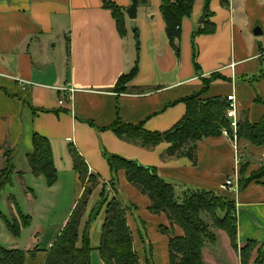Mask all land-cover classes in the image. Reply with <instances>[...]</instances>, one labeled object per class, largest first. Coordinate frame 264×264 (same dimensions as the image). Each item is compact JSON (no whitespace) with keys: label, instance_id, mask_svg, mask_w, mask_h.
Segmentation results:
<instances>
[{"label":"crops","instance_id":"obj_1","mask_svg":"<svg viewBox=\"0 0 264 264\" xmlns=\"http://www.w3.org/2000/svg\"><path fill=\"white\" fill-rule=\"evenodd\" d=\"M111 1L125 9L132 4L131 0ZM194 1L191 15L181 25L177 55L168 38L161 0L139 4L138 19H128L129 34L124 38L102 0H0V172L10 157L18 180L17 175L34 177L28 156L34 151L36 134L50 142L58 172L64 162L75 170L70 152L73 147L89 175L101 184L88 204L90 208L101 196L103 185L112 187L105 153L138 160L157 168L177 195L204 190L235 200L239 248L254 241L264 244V185L253 182L240 190L238 182V191L223 188L227 179H234L236 166L235 148L228 137L222 134L199 141L195 165L189 158L168 157V143L149 150L120 140L108 129L121 120L127 125L143 124L149 132L170 130L186 114L187 105L181 100L200 92L203 81L215 75L225 79L212 82L205 99L235 95L241 122L256 124L264 119V0H211L208 10L206 0ZM203 9L207 24L201 25ZM258 28L263 34L256 37ZM136 67L138 75L129 92L117 94L119 78ZM65 87L76 91L75 98L72 104L60 106L64 92L59 90ZM241 142V163L249 164L250 174L264 164V145ZM118 175L119 191H113L112 197L120 198L127 207L138 255L145 252L147 256L150 251L154 260L158 248L162 260L166 257L170 264L169 238L161 229L175 236L184 231L172 227L165 214H152L148 197L129 183L125 172ZM32 183L36 185L35 180ZM84 186L80 184L76 202L60 230L77 206ZM27 190L29 197L36 193L30 186ZM88 217L89 209L82 222L87 223ZM104 221L105 211L94 226L95 233H101ZM3 228L7 229L6 223L0 221L2 241ZM219 232L222 247L218 240V244L208 246L206 263L241 264L227 234ZM54 242L39 249L35 257L27 253L25 264H46Z\"/></svg>","mask_w":264,"mask_h":264},{"label":"trees","instance_id":"obj_2","mask_svg":"<svg viewBox=\"0 0 264 264\" xmlns=\"http://www.w3.org/2000/svg\"><path fill=\"white\" fill-rule=\"evenodd\" d=\"M206 1L208 10L211 0ZM102 2L105 8L111 11L121 36L127 37L129 34L127 9L114 4L111 0H102ZM138 3L145 5L148 4V0H138ZM194 4V0H161V13L166 21L168 38L177 55L180 53L178 40L181 37V25L183 20L191 15ZM208 25L210 24L208 23ZM67 48L69 53V46ZM137 72L138 68L136 67L129 74L119 78L115 86L117 94L129 92V85L137 77ZM219 78L225 79L220 75L205 79L200 92L182 99L181 101L187 105L186 114L177 125L164 133L149 132L144 129L143 124L127 125L121 120H117L108 129L114 132L120 140L149 150L160 146V144L168 143L171 145L166 151L168 157L189 158L196 165L197 143L207 137L221 136L224 128L230 130L226 116L229 106L226 97L204 98L209 92L210 84ZM238 128L241 138L248 135L249 139L247 140L253 142L257 147L264 145V119L256 124L240 121ZM32 146L34 151L28 156V162L33 175L46 178L48 187L54 186L58 183L59 177L50 142L47 138L36 134L33 137ZM70 152L75 171L85 186L61 236L50 248L45 263L92 264L93 247H91V235L88 230L92 223L95 224L98 221L102 210L105 209V221L101 230L102 237L99 246L101 260L104 264H142L134 246L133 232L128 224L127 207L120 198L113 197L109 200L110 194L107 195L106 187H104L105 191L96 203L97 206L90 215V220L81 236L80 227L83 217L89 206L90 198L99 183L94 176H88L87 166L77 150L71 147ZM105 158L114 175L111 181L112 187L118 181V174L124 171L129 183L150 200L149 211L156 215L165 214L172 227L177 226L184 231L182 236H175L165 228L161 229L163 234L169 238L170 264H207L204 258L205 248L217 244V236L212 232L213 227L227 234L232 248L241 258V264H264V244L254 241L239 248L235 200L230 199L229 196L218 195L214 191L204 190L187 192L186 196L177 195L175 187L159 174L157 168L146 167L138 160H127L109 153H105ZM8 165V170L3 172L0 177V199L2 192L13 184L12 174L15 169L10 158H8ZM248 168L249 164H242L239 167L240 190L248 188L253 182L264 185V165L250 174ZM115 191L118 192L119 189L115 188ZM17 210L22 221L21 224L14 216L8 220L0 214V219L6 222L12 236L20 238L22 230L31 226L32 218L23 214L20 207H17ZM207 219L211 221L210 224ZM38 251L37 247L29 252L7 250L0 243V264H25L27 253L35 257ZM145 260L147 264H154L150 251Z\"/></svg>","mask_w":264,"mask_h":264},{"label":"rangeland","instance_id":"obj_3","mask_svg":"<svg viewBox=\"0 0 264 264\" xmlns=\"http://www.w3.org/2000/svg\"><path fill=\"white\" fill-rule=\"evenodd\" d=\"M228 137L230 138V141L234 143L235 142L238 143V149H239V153L241 156H243L242 154L243 151L241 148L242 140L255 145L253 142L247 140L249 139L248 135L246 137L241 138L239 135V130H238V135H236V139H235L234 131ZM6 157H8V155H6ZM242 164L244 163L243 162L241 163L240 161V166ZM8 166L9 165H8V159H7V167L6 169L0 172V177L3 172L8 170ZM76 175H78L76 171L75 170L73 171L70 166L68 167V163L64 162L63 164H61L60 172H58V177H59V180H61V182L56 186L54 185L55 187L54 186L48 187V185L46 184L45 178H42L41 176L30 177L26 175L25 176L17 175L18 178L20 179L18 180L16 178V170H14L12 174L13 184L7 187V189H5L2 192V196L0 199V211L3 214L2 213L0 214L6 217L8 220L12 219V217L14 216L19 221V224H21L22 221L20 220V216L17 210V207H20L23 214L31 216L32 224L30 227H27L24 230H22L20 238H15L7 230L8 228L7 229L3 228L1 230V233L4 236V239L3 241L2 240L0 241L3 243L5 248L9 247L14 250H26V249H33L37 246L38 249H46L48 248L50 243L54 242V238L56 236L55 233L59 232L64 222L66 221L65 219L68 215L69 210H71V208L74 206L73 204L76 202L77 195L79 192L77 190L80 189V184H82V181L80 182L77 181ZM111 175L113 178L114 175L113 174ZM88 176L90 177V175ZM94 177L97 178L96 176ZM94 177H91V178H94ZM32 180H35V183H36L35 186L33 185ZM97 180H98L99 185H101L98 178ZM77 183H78V186H77ZM14 186H15L14 190H11V188H13ZM29 186L35 190L36 195L34 193L33 194L31 193L30 197L28 196L27 188ZM98 186L96 187V189L98 188ZM104 187H106V189L108 190L107 195L110 194L109 200H111L113 198L112 192L115 191V188L117 190L118 187H120V181L116 182V185L114 186L115 188L114 187L112 188L111 185L110 186L103 185L102 188L100 189L102 191L101 194H103L105 191ZM10 193H13L15 197L12 196L10 198ZM100 197L97 199L96 203L100 200ZM91 198H90V201H91ZM94 203L95 202H93L91 205H94ZM96 203H95V206L90 205V208L88 206L87 211L89 209V217L92 214L93 210L96 208L97 206ZM104 211L105 209L102 210V213L100 216H102ZM89 217H88L87 223L90 220ZM0 221L5 222L2 219H0ZM207 221L209 222V224L211 223L210 220L207 219ZM87 223L82 222L81 224V227H80L81 236L83 234L82 232L85 230L87 226ZM95 225L96 223L95 224L92 223L91 228L88 230V232L91 235V247L94 248V251L92 252L91 262L92 264H104V262L100 258V253H99V248H98V246L101 243V233L100 231H96V233L94 232ZM62 230H60L58 238L61 236ZM219 231H220L219 229H216L214 227L212 228L213 233L219 234V238H217L219 244L218 243L217 244L218 246L222 247L223 243L220 238V235L222 234H220ZM136 235L139 236L137 233ZM6 240L7 242H5ZM9 248L7 250H11ZM207 248L208 247H206L204 251V258L208 262L209 259L206 256ZM144 253H142V255H140L139 258L142 260V264H147L145 260L146 255L144 256ZM164 259L165 260H162V254H160V251L157 248V251H155L154 253L153 263L154 264H167V263L169 264L168 259H166V257H164Z\"/></svg>","mask_w":264,"mask_h":264},{"label":"built area","instance_id":"obj_4","mask_svg":"<svg viewBox=\"0 0 264 264\" xmlns=\"http://www.w3.org/2000/svg\"><path fill=\"white\" fill-rule=\"evenodd\" d=\"M264 58V53L261 55ZM61 92H64L63 94V98L59 100V105L63 106L67 103L72 104L75 98V93L76 91L69 87V88H63L61 90H59ZM228 101V109L226 111V116L227 119L229 121V128L230 130H228L227 128H224L222 130V134L226 137H228L233 131L235 133V139H236V135H238V130H239V123H240V114H239V110H238V103H237V99L234 96H228L227 99ZM229 138V137H228ZM230 139V138H229ZM232 140V139H231ZM232 142V141H231ZM235 148V152H236V166H235V174H234V179H227L225 181V183L223 184V188L224 189H229V190H234V191H238L239 185V167H240V161L242 156H240L238 154V143L237 142H232Z\"/></svg>","mask_w":264,"mask_h":264},{"label":"water","instance_id":"obj_5","mask_svg":"<svg viewBox=\"0 0 264 264\" xmlns=\"http://www.w3.org/2000/svg\"><path fill=\"white\" fill-rule=\"evenodd\" d=\"M131 6L127 9V16H128V18H130V20H136V19H138V17H137V14H138V8H139V3H138V0H131ZM206 13H207V11H206V9H203V13H202V18L200 19V22H199V24H203V22H204V20L206 19V17H207V15H206ZM263 34V31H262V29L260 28H258V29H256L255 30V32H254V35L256 36V37H259V36H261Z\"/></svg>","mask_w":264,"mask_h":264}]
</instances>
